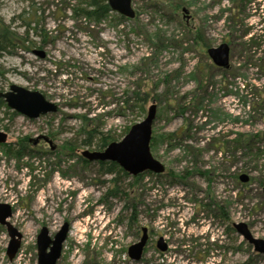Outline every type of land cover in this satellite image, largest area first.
Listing matches in <instances>:
<instances>
[{"label":"rangeland","instance_id":"1","mask_svg":"<svg viewBox=\"0 0 264 264\" xmlns=\"http://www.w3.org/2000/svg\"><path fill=\"white\" fill-rule=\"evenodd\" d=\"M76 1L0 0V20L28 40L0 55V93L15 84L57 105L28 118L0 101V131L8 133L0 144V203L11 206L8 221L22 234L10 260L0 224V264H37L39 229L53 237L64 222L69 231L57 264H264L218 214L220 207L264 239V64H249L234 43L228 68L206 53L232 28L236 36L249 27L259 33L264 0L239 8L235 0H176L177 13L158 0H131L145 34L115 11L100 22L74 18ZM137 90L147 92L143 112L132 101ZM152 102L150 152L164 173L133 176L115 162L121 170L106 173L82 160L103 135L119 141ZM82 116L95 137L80 130ZM240 136L251 139V152L234 142ZM22 141L23 154L15 155ZM142 226L151 229L150 244L140 261L131 260L127 247ZM159 237L169 244L165 254L155 246Z\"/></svg>","mask_w":264,"mask_h":264},{"label":"water","instance_id":"2","mask_svg":"<svg viewBox=\"0 0 264 264\" xmlns=\"http://www.w3.org/2000/svg\"><path fill=\"white\" fill-rule=\"evenodd\" d=\"M112 11L125 16L134 18L135 11L131 0H107ZM183 11H186L183 8ZM35 54L44 56L43 51L35 50ZM208 57L212 64L218 68H228L230 47L222 42L217 46H211L206 49ZM7 106L21 115L28 118H37L40 115L57 111V105L47 100L42 93L37 90H29L24 87L12 84L9 90L0 93ZM156 104L151 103L146 111L144 118L131 125L127 133L119 140L110 142L103 150H83L82 157L88 161H112L118 164L124 171L130 175H137L144 171H150L155 174H161L165 166L150 152V141L152 136V124L156 117ZM264 141V130L262 131ZM7 140L6 132L0 131V143ZM249 176L246 173L239 175L241 182H247ZM264 193V187H262ZM10 205L0 203V224L6 227L9 242L6 248L8 258L11 260L16 255L22 234L7 219L11 216ZM235 231L243 237L245 241L252 245L253 249L264 255V239L254 237L244 222H234L232 225ZM143 234L137 242L130 244L127 253L130 259L139 260L143 247L146 243V228L143 227ZM68 232L67 223H63L60 229L54 234L53 238L48 235L46 227H42L37 234V264H56L62 249V244ZM160 251L165 250V244L162 238L156 242Z\"/></svg>","mask_w":264,"mask_h":264},{"label":"trees","instance_id":"3","mask_svg":"<svg viewBox=\"0 0 264 264\" xmlns=\"http://www.w3.org/2000/svg\"><path fill=\"white\" fill-rule=\"evenodd\" d=\"M251 1L252 0H235L233 8L242 7L243 3L250 4ZM155 5L159 6L160 9H165L166 7L171 10L173 9L172 11H176V13L179 11V8H180V5L176 2V0H158V2H155ZM258 5L260 4L258 3ZM70 10L72 14L74 15V18H84L89 21H95V22H100L104 18H107L110 13H112L107 3V0H81V1L77 0L76 3L70 7ZM116 16L119 21L129 19L119 14H116ZM130 20L133 21V25L138 29V32H141L142 34L146 33L145 27L139 24L137 20V14H135V17L131 18ZM27 25L29 26V23H27ZM262 27L263 26H261L259 33L257 32L248 33L252 29V27H249V29H246L245 31L240 33L239 36H236L235 34H233L236 32V29L232 28V30H230V32L226 36L227 40H225V43L229 45L230 50H232L231 43H234V46L239 48L241 55L244 57L245 61L249 62V64H264V28ZM32 29L34 30L35 28H32ZM195 33H197L199 40L201 41V38H202L201 31L196 30ZM247 34H250V36L246 40H242L243 37L246 36ZM46 36L47 35L44 32H42L40 37H42L43 41H45ZM27 42H28L27 38L17 35L14 31L11 30L9 25H6L0 20V55L4 52L12 53L13 50L17 48L18 49H21V47L25 48L26 46H24V43H27ZM157 47L161 48L162 45H158ZM259 53H262L261 56ZM230 55H231V51H230ZM133 94H134V99L132 101L134 105H138V107L140 106L143 112L144 108L142 107V103L145 101V97L143 96V94H147V92L137 90V91H133ZM0 101H3L1 97H0ZM122 101L126 105L128 104V99H124ZM82 120H83L84 125L81 126L80 130L84 131L89 137H95L98 134L97 130L94 128L90 129V127L86 128L85 125H87V119L82 116ZM92 133L95 134V136H93ZM110 137L111 136L109 135H103L100 142L97 144L98 150H101V149L103 150L110 142H112L113 137L112 138ZM158 138H161V136ZM172 139L176 141L177 138L170 137L169 143H171ZM154 140L155 138L152 136L151 142L153 143ZM234 142L239 144L238 146L240 147L244 146L248 150V152L252 151L251 139L249 137L245 139L243 136H240ZM24 148H25V143L22 141L19 147L14 151V154L15 155L23 154ZM70 149H73L72 146H70ZM82 160L86 162V160H84L83 158ZM99 169L106 173H111L113 171L118 172L119 170H121V168H119L113 162L111 163L101 162L99 163ZM122 193L124 192L122 191ZM108 194L116 196L118 194L117 188L110 190ZM127 207L128 206L126 205L125 209H127ZM220 209L221 208L218 207V211H220L218 212V214L225 221L226 219L225 213L221 212L222 210Z\"/></svg>","mask_w":264,"mask_h":264},{"label":"flooded vegetation","instance_id":"4","mask_svg":"<svg viewBox=\"0 0 264 264\" xmlns=\"http://www.w3.org/2000/svg\"><path fill=\"white\" fill-rule=\"evenodd\" d=\"M6 134H7V136H8V133L6 132ZM5 143H7V140H6V142H4V143H0V144H5ZM21 143V142H20ZM48 144H49V147H50V149H53L54 148V146H52L51 145V142H48ZM20 145V144H19ZM83 159L84 160H86V161H88L86 158H84L83 157ZM89 162H91V161H89ZM93 162H98V163H101V162H105V161H93ZM164 173V172H163ZM162 174V173H161ZM250 179V178H249ZM249 179H248V181H249ZM247 181V182H248ZM244 183H246V182H244ZM263 192V191H262ZM264 194V193H263ZM9 205V204H8ZM10 208H11V206H10ZM133 210L134 211H136V208H133ZM11 212H12V209H11ZM218 212H220V211H218ZM12 214V213H11ZM225 216H226V219H225V221H227L228 220V222L230 223L228 226L231 228V227H233L232 225H233V223L229 220L230 218L229 217H227V215L225 214ZM130 218H132V219H130ZM129 218V220H134L135 219V212H134V214L133 215H131V217ZM8 220V219H7ZM64 223H67V222H64ZM67 225H68V231H69V224L67 223ZM248 226V225H247ZM42 227H46V226H42ZM41 227V228H42ZM61 227V226H60ZM143 227H145L146 228V235H147V239H146V243H145V245H144V247H143V251H142V255H143V253H144V251L146 250V248L148 247V245L150 244V242H149V240H150V233H151V229L149 228V226H142L141 228H140V230L139 231H137V233H136V236H137V239H136V242L140 239V237L142 236V234H143ZM6 228V227H5ZM40 228V229H41ZM234 228V227H233ZM249 228V227H248ZM40 229H39V231H40ZM46 229H47V227H46ZM60 229V228H59ZM58 229V230H59ZM48 230V229H47ZM57 230V231H58ZM7 231V230H6ZM56 231V232H57ZM55 232V233H56ZM39 233V232H38ZM37 233V234H38ZM54 233V234H55ZM68 233V232H67ZM8 234V233H7ZM48 235H49V231H48ZM50 236V235H49ZM54 236V235H53ZM67 236V235H66ZM22 238V237H21ZM36 238H37V236H36ZM50 238H53V237H51L50 236ZM159 238H162V237H159ZM158 238V239H159ZM66 239V238H65ZM157 239V240H158ZM157 240H156V242H157ZM162 241H163V243L165 244V250L164 251H160L162 254H165L166 252H168L169 251V244L166 242V240H164L163 238H162ZM156 242H155V246H156ZM134 243V242H133ZM153 243V245H154V242H152ZM37 245V244H36ZM62 247H63V244H62ZM128 248V247H127ZM156 248H157V246H156ZM158 249V248H157ZM62 250V249H61ZM18 252V251H17ZM61 254V253H60ZM128 254V253H127ZM142 255H141V257H140V259L139 260H135V261H140L141 260V258H142ZM60 257V256H59ZM130 258V257H129ZM131 260H133V259H131ZM56 264H57V262H56Z\"/></svg>","mask_w":264,"mask_h":264},{"label":"bare ground","instance_id":"5","mask_svg":"<svg viewBox=\"0 0 264 264\" xmlns=\"http://www.w3.org/2000/svg\"><path fill=\"white\" fill-rule=\"evenodd\" d=\"M77 215H79V213H78ZM77 225H80V224H79V223H77Z\"/></svg>","mask_w":264,"mask_h":264}]
</instances>
